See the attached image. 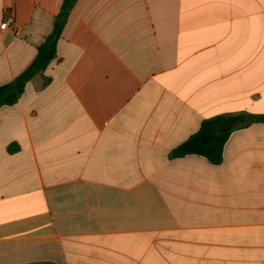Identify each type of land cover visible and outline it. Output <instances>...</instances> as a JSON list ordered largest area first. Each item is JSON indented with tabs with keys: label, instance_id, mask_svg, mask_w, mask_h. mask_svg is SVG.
Segmentation results:
<instances>
[{
	"label": "crops",
	"instance_id": "1",
	"mask_svg": "<svg viewBox=\"0 0 264 264\" xmlns=\"http://www.w3.org/2000/svg\"><path fill=\"white\" fill-rule=\"evenodd\" d=\"M63 0H0V86ZM48 80V83H46ZM264 0H76L57 57L0 109V264H264Z\"/></svg>",
	"mask_w": 264,
	"mask_h": 264
},
{
	"label": "trees",
	"instance_id": "2",
	"mask_svg": "<svg viewBox=\"0 0 264 264\" xmlns=\"http://www.w3.org/2000/svg\"><path fill=\"white\" fill-rule=\"evenodd\" d=\"M76 0H63L60 13L57 15L54 28L42 44L30 66L12 82L0 86V109L18 103L27 84L36 76L42 74L57 57V42L61 36L69 14ZM48 83V80L47 82ZM227 117H215L202 123L200 130L188 141L179 146L171 154V158H183L190 155L202 156L210 163L219 165L223 161V149L231 133L255 123L264 124V114L248 115L245 125L232 129L226 134L219 132L221 123Z\"/></svg>",
	"mask_w": 264,
	"mask_h": 264
},
{
	"label": "water",
	"instance_id": "3",
	"mask_svg": "<svg viewBox=\"0 0 264 264\" xmlns=\"http://www.w3.org/2000/svg\"><path fill=\"white\" fill-rule=\"evenodd\" d=\"M246 122L247 119L245 115H237V116L229 117L221 123L219 127V132L221 134H226L234 128L245 125Z\"/></svg>",
	"mask_w": 264,
	"mask_h": 264
},
{
	"label": "built area",
	"instance_id": "4",
	"mask_svg": "<svg viewBox=\"0 0 264 264\" xmlns=\"http://www.w3.org/2000/svg\"><path fill=\"white\" fill-rule=\"evenodd\" d=\"M12 17H13V14L10 12L9 17L7 18V20L0 25V29L1 30H6V29L9 28V23L11 22Z\"/></svg>",
	"mask_w": 264,
	"mask_h": 264
}]
</instances>
